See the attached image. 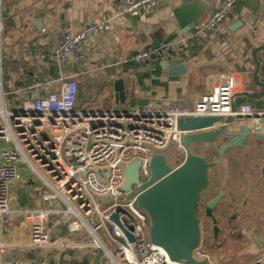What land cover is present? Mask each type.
<instances>
[{"label":"crops","instance_id":"1","mask_svg":"<svg viewBox=\"0 0 264 264\" xmlns=\"http://www.w3.org/2000/svg\"><path fill=\"white\" fill-rule=\"evenodd\" d=\"M118 1L2 0L0 69L8 107L18 106V90L27 82L44 79L55 90L68 78L75 79L79 86L78 110L142 108L171 100L193 104L221 82L223 75L231 74L235 81L234 103H251L255 110H264V96L243 95L245 91H262L254 81L257 63L253 52L264 43V0H239L220 28L207 31L196 25L188 32L175 12L187 0H158L155 9L135 16L120 14ZM197 1L206 4L202 24L222 0ZM104 22L110 26L90 35L82 56L62 63L48 59L49 50L61 42L65 30L82 32ZM164 44H171V50L162 58L151 63L133 59L140 49ZM258 59V74L264 80V49L258 52ZM180 64L183 69L171 71L170 67ZM119 79L124 81L126 92L122 104L116 101L115 82ZM241 123L235 122L230 129L237 130L236 125ZM262 144L252 135L244 146L231 148L221 163L211 167V194L224 190L223 205L239 214L231 234L222 226V242L210 235L202 239L205 244L201 247L211 264H251L264 258ZM9 146L0 139V163L1 151ZM21 171L23 179L10 185L14 212L1 227L7 242L4 260L16 264H107L104 254L94 248H28L29 225L17 210L44 208L47 203L35 184V175L22 167ZM64 235L74 240L83 237L80 233Z\"/></svg>","mask_w":264,"mask_h":264},{"label":"built area","instance_id":"2","mask_svg":"<svg viewBox=\"0 0 264 264\" xmlns=\"http://www.w3.org/2000/svg\"><path fill=\"white\" fill-rule=\"evenodd\" d=\"M238 1L222 0L209 18L197 26L207 31L220 28ZM157 5L158 0L117 3L120 14L134 16ZM109 26V22H104L82 32L65 30L61 42L49 50L48 59L62 63L82 56L90 35ZM3 28L0 0V34ZM170 50L171 44L149 45L136 51L133 59L151 63ZM1 75L0 69V139L11 146L1 151L0 264H16L4 260L7 242L1 227L14 212L10 185L23 179L21 165H27L35 174L41 197L47 203L44 208L17 210L29 225L28 248H94L104 254L107 264H184L172 260L150 241L147 213L136 206L137 196L128 198L123 188L126 166L140 160V181H147L155 153L164 152L171 142L183 148L185 131L179 128L180 119L192 116L224 119L232 115L240 122H250L245 120L248 115L264 117V110H255L251 103L233 110L235 81L231 74L223 75L221 82L193 104L171 100L142 108L110 110L102 107L78 110L79 86L73 78L64 80L55 90L44 79L27 82L18 90V106L11 109L6 103ZM258 120L254 119L257 123ZM137 188L135 185L133 190ZM66 233H80L83 237L74 240ZM194 255L207 259L201 246ZM251 264H264V258Z\"/></svg>","mask_w":264,"mask_h":264},{"label":"water","instance_id":"3","mask_svg":"<svg viewBox=\"0 0 264 264\" xmlns=\"http://www.w3.org/2000/svg\"><path fill=\"white\" fill-rule=\"evenodd\" d=\"M205 9L206 4L197 0H187L176 8L175 12L180 25L188 32L193 26L200 23ZM37 24L40 26L41 23L37 22ZM262 49H264V43L255 48L253 52L257 63L254 81L261 86L262 91L243 92V95L251 98L264 96V80L258 74L260 66L258 52ZM170 69L172 72L180 71L183 69V64L170 67ZM115 90L117 103H125L126 92L122 79L115 82ZM232 108L236 110L237 105L233 103ZM239 118H243L242 115H239ZM255 118H259L258 123L244 121L241 123L232 115L224 119L220 116H192L185 120L180 119L179 128L185 131L182 146L186 151L185 159L180 165L173 168L165 153L157 152L152 156L150 162L151 176L145 182L140 181V160L126 166V182L123 188L128 192V198L137 196L136 206L147 213L150 220V241L163 247L172 260L184 264H211L208 259H198L194 255V251L202 241L200 218L196 213L197 204L201 193L209 186V169L220 163L228 150L235 146H243L252 135L260 141L264 140V117H259L258 114L248 115L245 120L254 121ZM237 121L241 124L235 126L237 130H231L230 125ZM216 123H219L218 127ZM221 135H233V138L218 149L219 157L214 161H208L190 148L194 142L215 143ZM135 185H138L137 190H133ZM224 193L222 191L208 202L209 214H212V209ZM113 218L118 221L116 214L113 215ZM219 229V226L215 224V234ZM129 238L134 239L131 234H129Z\"/></svg>","mask_w":264,"mask_h":264},{"label":"flooded vegetation","instance_id":"4","mask_svg":"<svg viewBox=\"0 0 264 264\" xmlns=\"http://www.w3.org/2000/svg\"><path fill=\"white\" fill-rule=\"evenodd\" d=\"M246 141H245V143H246ZM245 143H244V145H245ZM262 146L264 147V142H263ZM240 147H242V146H240ZM217 154H218V152H217ZM218 157L219 156L217 155V157L214 160H216ZM208 161H211V160H208ZM208 188L209 189H206L204 195H201V198L197 204L196 213L200 218L202 239L206 235H210L211 237L218 239L220 234H222V230H223V227H221V226H224L225 228H227L229 230V232L236 228V226L238 225V223L236 221L239 217V214L235 210L230 211L229 206L223 205V198L225 196V193L220 198L218 203L214 206V208L212 209V214H209L208 213V202L211 199H213L214 197L218 196L224 190L216 192L215 195H213L210 192L211 191L210 184H209ZM241 221H244V220L241 219ZM215 224H217L220 228L219 231L217 232V234H215V231H214V225ZM230 234H231V232H230Z\"/></svg>","mask_w":264,"mask_h":264},{"label":"rangeland","instance_id":"5","mask_svg":"<svg viewBox=\"0 0 264 264\" xmlns=\"http://www.w3.org/2000/svg\"><path fill=\"white\" fill-rule=\"evenodd\" d=\"M231 138H233V135H221V136H219L217 138V140H216L215 143H210V142H194V143H192L190 145V148H191V150L194 153L200 154V155L204 156L205 158L213 161L217 157V155H218L217 154L218 149L221 146H223L224 144H226ZM261 142L263 143L264 140L261 141ZM164 153L166 155V158H167L168 162L170 163V165L173 168H175L178 165H180L184 161L185 156H186V151L184 150V148L178 147V145L176 143H174V142H171L170 143L169 147L167 149H165ZM20 167H22V169H24V170H30L27 165H21ZM210 170H211V168L209 169V174H210ZM33 178L35 180V184L37 186H39V189H40V182L38 181V179L35 176ZM207 189H209V188H207ZM205 191L206 190H204L201 193V195H204ZM57 226L59 227L60 225L58 224ZM218 241H220V242L223 241L221 234L218 237ZM202 244H205V243L203 241H201L200 246ZM202 247H203V245H202Z\"/></svg>","mask_w":264,"mask_h":264},{"label":"bare ground","instance_id":"6","mask_svg":"<svg viewBox=\"0 0 264 264\" xmlns=\"http://www.w3.org/2000/svg\"><path fill=\"white\" fill-rule=\"evenodd\" d=\"M159 248H160L163 252H165V253L168 254V252H167L163 247L159 246ZM168 255H169V254H168Z\"/></svg>","mask_w":264,"mask_h":264}]
</instances>
